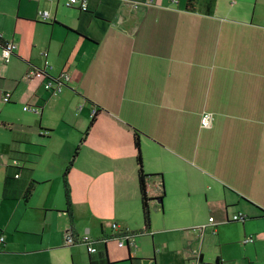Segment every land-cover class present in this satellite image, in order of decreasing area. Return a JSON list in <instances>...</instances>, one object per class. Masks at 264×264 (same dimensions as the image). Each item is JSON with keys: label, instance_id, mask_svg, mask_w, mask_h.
I'll return each mask as SVG.
<instances>
[{"label": "crops", "instance_id": "0c3cea01", "mask_svg": "<svg viewBox=\"0 0 264 264\" xmlns=\"http://www.w3.org/2000/svg\"><path fill=\"white\" fill-rule=\"evenodd\" d=\"M67 2L0 0L1 41L17 45L9 63L0 45V102L12 93L0 107V264H90L122 233L187 243L181 254L152 237L150 259L126 244L129 264H264V0H88V12ZM30 68L71 81L54 95ZM240 213L243 233L231 222ZM86 236L96 253L79 244Z\"/></svg>", "mask_w": 264, "mask_h": 264}, {"label": "built area", "instance_id": "2783aa9c", "mask_svg": "<svg viewBox=\"0 0 264 264\" xmlns=\"http://www.w3.org/2000/svg\"><path fill=\"white\" fill-rule=\"evenodd\" d=\"M67 7L69 8H77L82 12H88L89 11V3L88 0H68ZM39 17L43 21H47L50 17V13L48 11H40ZM3 57L6 63H9L10 59L14 55L15 51L17 50V45L15 43H9V44H3ZM44 58L46 59L48 57V54L46 52L43 53ZM46 68H50V65L48 61L46 60ZM27 79L34 81V80H46V83L44 84V87L47 91H51L54 95L61 94L68 83L71 81V77L68 74H62L59 77H51L48 75V73L43 69L38 68H30L27 71L26 74ZM12 99V93L6 92L4 95V102L10 103ZM29 107H25V110H28ZM31 109V108H30ZM82 109V107L80 108ZM32 111H38L37 108H32ZM98 110L96 108L92 111V118L94 119L97 116ZM214 121V114L210 112H204L202 114L201 118V126L205 129H210L213 126ZM17 177H19L17 175ZM247 220V217L240 213L237 215H234L231 219V222H245ZM211 223H215L214 218H210ZM114 230L118 228L117 225H113ZM135 236L125 235L120 237L119 246L125 247V245H131L135 246ZM255 241L253 236L247 237L244 240V244L253 243ZM5 238L3 236H0V249L1 246L4 244ZM66 242L68 245H75L76 244V238L73 235V232L71 230L67 231L66 233ZM83 244L86 245L88 252L91 254H94L97 252V247L94 246V244L97 245L99 241L93 242V240L86 236L81 241Z\"/></svg>", "mask_w": 264, "mask_h": 264}, {"label": "rangeland", "instance_id": "374dc122", "mask_svg": "<svg viewBox=\"0 0 264 264\" xmlns=\"http://www.w3.org/2000/svg\"><path fill=\"white\" fill-rule=\"evenodd\" d=\"M4 105H6V103L4 101H1L0 102L1 109H2V107H4ZM17 112H20V111H18V109H16V115H18ZM0 113H1V111H0ZM1 115L5 116L4 113ZM59 138H62V139L66 138V136H64L61 129L58 131L56 136H54V138H53L54 143H56L55 140L62 141V140H59ZM0 160H2V157H0ZM156 223L160 227L163 226L162 221H156ZM241 223L242 222H234L232 225L239 226L240 232L243 233L244 228H243ZM261 223H263V222H251V223H249L247 229L254 230ZM236 228H238V227H236ZM152 237L154 238V243L156 244V246H158V247L160 246L159 248L162 247L163 249H167L168 248V240L170 243L169 244L170 248L173 249L175 252L179 251L181 254H183L185 249L187 248V243L185 242L186 240L181 235L172 234V235L168 236V239H166L167 237L164 236V234L156 233V234H153V236H147L144 238H142L140 236L139 238H136L135 239L136 240L135 241L136 248H134V247L132 248L133 256L138 255L139 259H150V258H152V256H153ZM237 237H238V232H237V229H235L234 232L231 234V238L236 240ZM92 240H93V242H96V240H94V239H92ZM119 241H120L119 237H109L108 238L107 247H108V253H109V261L111 264H129V263L124 262L128 257L127 245H125L124 248H121L119 246ZM79 244L82 245V247H83L82 249H84L85 254H87L88 251H87L85 244H83L82 242H80ZM94 246L97 247L96 244H94ZM160 258H161V256L158 255V264H159ZM176 259H178V255H176ZM144 264H150V261L144 262ZM164 264H169V262L165 261Z\"/></svg>", "mask_w": 264, "mask_h": 264}, {"label": "trees", "instance_id": "16d2710c", "mask_svg": "<svg viewBox=\"0 0 264 264\" xmlns=\"http://www.w3.org/2000/svg\"><path fill=\"white\" fill-rule=\"evenodd\" d=\"M196 0H189V6H192L195 3ZM0 45H3V42L1 41L0 38ZM95 123V119L92 120L89 128L87 129V131L84 134V140H86L87 136L89 135V132L92 128V126ZM135 146L138 150V157H137V162L139 165V183H140V191H141V199H142V205H143V215H144V222H145V231H149L151 229V208H150V202H151V198L148 194L147 191V182H148V178L149 175L145 173L144 168H143V159H142V155H141V151H140V140H139V136L138 134H136V140H135ZM78 154V150L75 153L74 159L76 158ZM73 159V160H74ZM74 161H72L70 163V165L68 166V168L66 169L65 173H64V186H65V191H66V200H67V206H68V211L71 212V196H70V187H69V183H68V173L70 172L72 166H73ZM34 184L35 181H33L30 186L27 189V198H29L34 190ZM244 223V222H242ZM125 235H130V236H137L135 234L132 233H122L121 235H118L117 237H122ZM107 241L108 238L106 239H102L100 243H102L103 245H107ZM98 251V249H97ZM90 264H111L109 261V255H108V251L107 248L105 247L103 251H101L97 258L95 259H91L90 260Z\"/></svg>", "mask_w": 264, "mask_h": 264}]
</instances>
